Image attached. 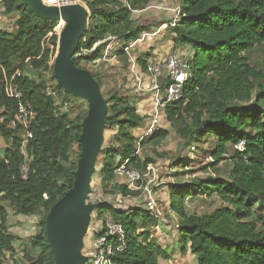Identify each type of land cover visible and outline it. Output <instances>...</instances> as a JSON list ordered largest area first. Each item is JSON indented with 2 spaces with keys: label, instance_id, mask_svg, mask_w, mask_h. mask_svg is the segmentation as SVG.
Instances as JSON below:
<instances>
[{
  "label": "trees",
  "instance_id": "obj_1",
  "mask_svg": "<svg viewBox=\"0 0 264 264\" xmlns=\"http://www.w3.org/2000/svg\"><path fill=\"white\" fill-rule=\"evenodd\" d=\"M82 1L90 18L78 53L92 50L109 37L128 46L151 30L138 24L133 13L154 0ZM0 7L4 15L16 16L14 32L0 29V135L7 144L0 154V264H55L46 218L73 186L78 160L72 158V147L77 145L81 152L79 138L87 110L84 113L79 105L78 116L72 118L73 111L63 113L52 91L86 102L66 94L54 78L50 62L57 52L54 32L59 22L40 19L24 0H0ZM180 9L181 18L169 28L171 42L174 50L189 47L194 56L182 99L168 105L163 115L189 147L216 139L218 147L209 154L215 161L212 167L220 163L228 145H244L232 156L228 179L208 177L171 186L170 208L178 216L183 252L194 255L197 264H264V73L252 67L246 55L264 47V0H180ZM105 46L102 43L90 55L78 58L77 66L85 69L82 61L99 60ZM118 52L129 60L127 54ZM149 55H139L138 68L143 72ZM92 74L102 90V80ZM13 88L36 112L25 156L21 153L22 128H9L19 106L11 94ZM105 99L106 130L117 128L120 147L103 148L106 161L101 176L104 184L113 186L114 172L125 160L130 159L129 168L142 171L155 161L135 156L138 135L133 131L144 125L145 117L132 100L118 94ZM168 135L169 130L160 129L147 142L159 146ZM117 157L121 159L118 165ZM25 163L31 167L27 180L21 176ZM113 187L126 198L140 196L139 191ZM200 193L216 194L223 205L208 214H189L187 199ZM99 206L100 217L108 213L126 229L127 247L113 257V264H160L161 259H170L146 227L154 226L155 220L142 217L141 209ZM32 215L39 216L38 232L17 247L20 238L10 232L11 219Z\"/></svg>",
  "mask_w": 264,
  "mask_h": 264
},
{
  "label": "rangeland",
  "instance_id": "obj_2",
  "mask_svg": "<svg viewBox=\"0 0 264 264\" xmlns=\"http://www.w3.org/2000/svg\"><path fill=\"white\" fill-rule=\"evenodd\" d=\"M180 12V0H154L146 9L134 11L133 18L138 24L149 26L151 28L149 32H154L156 30L158 31L159 28L160 32H162L159 38V35L155 38H146L147 40L142 43L143 45L140 48H136L132 52V56H134L137 61V66L139 65V67H141L138 63V60L141 57L139 55L141 53L151 54L150 51H148L151 49V47H149L150 44L159 43L162 44V46H166L165 44L169 42V28L172 27L170 24H173L177 18H181ZM60 24L61 23H59L57 26ZM171 44L172 42L168 45L171 46ZM124 45L125 44L122 42H114L112 44L111 51L116 53V51L121 50ZM167 47L168 46H166L165 49ZM144 48H146L145 51H143ZM171 51L174 50L171 48L166 56H168ZM184 53L187 56L188 51H185ZM246 55L250 60L251 66L259 72L264 73V47L253 48ZM145 58L147 59V57ZM149 58L155 59L158 58V56L149 55L147 61ZM81 65L86 70L97 74L102 80V93L105 98L108 99L112 94H118L121 97L132 100L133 104L137 107L139 114L145 117L144 125L140 129L133 131V134L139 135V133H142L143 130H145V124L152 118L149 101L151 93L137 90L134 78L129 72V60L126 61L124 58H121V56L118 55L116 59H112L110 57L109 61H104L97 64H94L93 62L88 63L82 61ZM140 70L141 74L146 75V73H142V68ZM73 104V112L71 111L72 118L78 116L77 112L79 109L77 108L79 105L82 106L81 109L84 113L85 110L88 112L87 103L73 102ZM160 129L169 130V135L161 142L159 146L148 143L147 138L144 140L146 141V144L141 145L140 147L141 159L145 161L147 158H151L155 161L154 164L161 168L159 173V180L161 184L155 190L157 194V203L162 213V217L160 220H155L154 226L147 225L146 227L152 231V236L155 237V239L159 238L158 235H163L164 232H162V230L166 231V234L168 233L172 239V235L174 234L173 231L178 223V216L173 213L170 208L171 186L178 184H190L193 181L204 180L208 177L228 179L230 171L233 168L232 156L236 150H242L244 145H228L220 163L212 167L211 164H214L215 161L211 158V156H209V154L214 152L218 147V143L214 137L200 143H194L191 147H189L186 143L181 141L177 135L176 128L166 121L163 114ZM117 132L118 131L116 127L106 130L105 143L103 147L104 150L107 148L117 149L120 147V144L117 142L119 139V134ZM79 152V147L74 145V149L72 150L73 160L76 161L79 159ZM105 161V156L101 154L97 163L96 173L92 178V193L89 197V201L94 204H107L115 209L118 208L121 210L142 208V197H120L112 185L103 183L101 169ZM120 162V157H117L116 165L120 164ZM222 205L223 203L216 194L207 196L206 194L200 193L190 197L186 201L187 212L189 214H208ZM95 212L93 214L97 213ZM102 217L106 218L111 216L106 213ZM164 241H166V239H164ZM176 244L179 246L178 251L181 250L182 244L180 237ZM34 254L37 255L38 251H36ZM174 263L176 264V262Z\"/></svg>",
  "mask_w": 264,
  "mask_h": 264
},
{
  "label": "built area",
  "instance_id": "obj_3",
  "mask_svg": "<svg viewBox=\"0 0 264 264\" xmlns=\"http://www.w3.org/2000/svg\"><path fill=\"white\" fill-rule=\"evenodd\" d=\"M42 2L47 6L53 7H62L79 3L85 4L82 0H42ZM15 18L16 16L12 17L14 26ZM179 19L180 18H177L171 26H176ZM59 23L61 24L55 28L54 32L57 37H59L64 26L63 22ZM159 34L160 30L153 33L143 34L139 39L131 42L128 46L124 45V48L122 47L121 49L122 53L127 54L129 57V72L134 78L137 90L151 93L152 118L146 123L145 130L138 135L135 156H140L141 143L160 130L162 114L164 113L165 108L182 99L185 89L184 85L190 75V62L194 56V52H192V54H187L186 56L185 53L179 50H174L168 56L149 62L146 67V76L143 77L139 74L137 61L134 56H132V52L144 43L147 40L146 38H155ZM114 42H117L116 38L109 37L105 41L95 44L92 50L82 49L77 53V59L90 55L102 43H106L102 57L93 63L97 64L109 61L110 57L116 59L118 55H120V51H116V53L111 51ZM54 59L50 62L51 66L54 64ZM18 76H21V73H18ZM146 77L148 82L145 81ZM11 94L19 101V106L16 115L9 123V128L13 131H17L20 127L22 128L24 137L21 153L25 156L26 145L30 138L29 127L36 119V112L29 103L23 100V95L17 88H13ZM52 95L56 98L57 105L60 106L63 113H71L74 108L73 102L76 103V101L71 98L66 99L64 94L60 95L57 91H52ZM129 163L130 159H127L115 170L114 180L112 182L113 186L126 187L131 191H139L140 196H138V198L142 197L143 201L142 208H139L142 210L141 216L143 217L147 215L154 220H160L162 213L157 203L155 189L161 184L159 180L161 168L155 164H150L144 171H142L129 168ZM30 172L31 167L29 163H25L21 167L22 179L27 180ZM117 194L120 197H124L120 191H117ZM117 210L121 209L117 208ZM174 230L176 233L179 232V225H177ZM86 237L87 239H85V248L83 251L84 255L87 257V262L85 264H113V257L117 253L123 252L127 247V236L124 223L115 221L112 217H100L98 213L92 215V221Z\"/></svg>",
  "mask_w": 264,
  "mask_h": 264
},
{
  "label": "water",
  "instance_id": "obj_4",
  "mask_svg": "<svg viewBox=\"0 0 264 264\" xmlns=\"http://www.w3.org/2000/svg\"><path fill=\"white\" fill-rule=\"evenodd\" d=\"M25 5L44 21L63 22L53 73L57 85L73 98L87 103L88 112L79 138L81 152L74 183L51 208L46 218V234L55 264H85V239L93 213L99 204L89 201L92 178L103 152L107 129L108 101L92 72L77 66V53L85 36L90 10L85 4L53 7L42 0H24Z\"/></svg>",
  "mask_w": 264,
  "mask_h": 264
},
{
  "label": "crops",
  "instance_id": "obj_5",
  "mask_svg": "<svg viewBox=\"0 0 264 264\" xmlns=\"http://www.w3.org/2000/svg\"><path fill=\"white\" fill-rule=\"evenodd\" d=\"M12 17H13V15H4L2 12V9L0 7V29L6 30L8 32H14L15 26L13 24ZM154 32H157V30ZM149 33H153V32H149ZM161 33L162 32H160L158 38L160 37ZM168 39H169L168 40L169 42L165 44L166 46H168L166 49H165L166 46H162V44H159V43L150 44L149 47H151V49H152V51H151V49L148 50L151 53L150 55L158 56V58H155V59H159V58H163L164 56H166V54L169 53V50L171 48L174 50L173 44H171V46L168 45L172 41L170 33H168ZM142 45L143 44H141L138 48H140ZM161 49H165V50H161ZM145 50H146V48L143 49V51H145ZM176 50H179L183 53L185 51H188V54H192V52H193V50L189 47L179 48ZM155 59L150 58L149 62H152ZM138 71H139V74L142 75L143 77L146 76L144 74H141L140 69ZM142 73H145V72L142 71ZM147 80L148 79L146 77L145 81L148 82ZM149 101H150V107H152L151 94H150V100ZM6 147H7V144H6L5 140L2 138V136L0 135V154L4 153V150L6 149ZM73 149H74V146L72 147V150ZM38 221L39 220H38L37 215H32L30 217H21V216H13L12 217L11 222H10V224H11L10 232L17 235L20 238V241L17 242V245H16L17 247L24 245L29 238H31L37 234V232H38ZM177 225H178V223H177ZM162 232H164L163 235H158L159 238L155 239V237H154V239L157 241V243L164 250H166L168 252L170 259L169 260H162L161 259L159 261L160 264H175L174 262H176V264H197L196 257L194 255H192L188 250L186 252H183V248H182L181 250H179L181 255L179 254V251H178L179 246L176 244L178 242L179 237H180L179 232L176 233L174 230L173 231L174 234L172 233L173 234L172 239L170 238L168 233L166 234V231L162 230ZM164 239H166V241H164ZM7 264H10V263H7Z\"/></svg>",
  "mask_w": 264,
  "mask_h": 264
}]
</instances>
